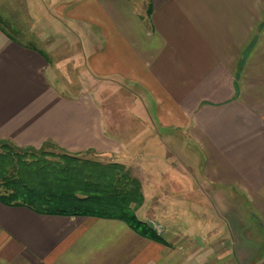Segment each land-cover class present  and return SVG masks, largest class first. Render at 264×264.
I'll return each instance as SVG.
<instances>
[{"label": "crops", "instance_id": "obj_1", "mask_svg": "<svg viewBox=\"0 0 264 264\" xmlns=\"http://www.w3.org/2000/svg\"><path fill=\"white\" fill-rule=\"evenodd\" d=\"M31 4L54 32L84 35L85 75L101 92H64L47 52L0 26V141L113 157L137 176L142 206L162 187L181 192L206 210L205 229L172 224L163 246L118 220L0 203V264H264V0Z\"/></svg>", "mask_w": 264, "mask_h": 264}, {"label": "rangeland", "instance_id": "obj_2", "mask_svg": "<svg viewBox=\"0 0 264 264\" xmlns=\"http://www.w3.org/2000/svg\"><path fill=\"white\" fill-rule=\"evenodd\" d=\"M141 1L146 5V0H139V2ZM39 13H41L40 10L38 12L37 9H33L31 0H0V26L5 32L18 41L35 46L36 48L47 52L50 65L54 70L53 81L55 85L61 87L64 92L70 91L72 93H76L79 90H84L87 85H89V92H101V87H98L99 85H95V87L92 86L89 78H87L85 75V65L83 58L81 57V42L83 41L82 39H84V35H79V37H76V35L65 30L61 32H54L50 26L47 25L49 21L45 22L41 20V15ZM44 26L46 27L45 30H43ZM116 89L117 88H115L114 92V101L115 103H118V92ZM121 95L124 96L123 93ZM127 95L128 97L125 99V103L130 101L132 94L127 93ZM99 98L100 95H97L96 100L99 102V106L102 109ZM133 103L134 102L131 101L127 107H131ZM128 118L132 121L134 120L129 115ZM128 130H126L127 136ZM147 130V128L135 127L130 131H133V137L140 138L147 134ZM128 138L131 139L129 136ZM12 154L23 157L16 158ZM87 154L88 153L82 155L75 154L74 156L70 155L69 153L67 154L55 147H50L49 145L39 149H22L12 144L0 141V155H2L3 158L8 157L10 160V166L6 162H0V168L4 170V175L6 176H11L20 180L22 178V183L26 188H39L40 184L38 181L42 182L43 177H40L39 180L38 178L32 177V172H36V170H39V168H41L39 174L48 172L45 175L52 177L50 173L55 172L59 178L61 176H63V178H67L65 179L66 182V180L69 179L67 176H70L68 171L72 167L79 169L81 175L86 173L89 175L92 173H98V166L106 167L107 165L112 164L121 165L117 159L113 157H108L105 155L93 156L90 153V155L86 156ZM64 155L72 157L73 161L69 163L68 160L62 159V156ZM19 160L22 161L23 167L22 170L18 172V169H20ZM89 164H96L98 166L90 167ZM122 166L125 168V170H127L124 165ZM127 171L130 177L138 179L134 174L131 175L133 172L131 173L129 170ZM72 172L75 171L72 170ZM59 173H61V175H59ZM47 179L50 180L51 178ZM54 185L56 186L59 184L55 183ZM0 191L2 193L5 192L3 189H0ZM168 191L169 190H166L165 187H162L161 193L158 194L160 199L157 201L155 208H150L149 203L146 204V207H144L145 204L143 206L141 205L142 209L144 208V210H140L139 216L146 217L149 220L150 226L161 237H165L166 227L170 228L172 224H174L177 230H182L181 228L185 227L189 230L187 232L192 233L194 230L199 231L200 229H205V225L202 224L205 221L198 220V215L201 211L206 210H204L203 207H193L187 201H183L181 192L171 193V191ZM9 193L10 191L7 192V194ZM76 195L78 196V194ZM171 203L175 207L171 208V206H167V204ZM151 210H153L156 215H149ZM166 212L167 215L173 213L172 218H169V216L166 218ZM206 213L207 215L205 220L210 222L207 225L206 230H213L215 226L216 229H218L219 224L213 221L211 218L212 216L208 212ZM161 214H163V217H160ZM219 227L221 228V226Z\"/></svg>", "mask_w": 264, "mask_h": 264}, {"label": "trees", "instance_id": "obj_3", "mask_svg": "<svg viewBox=\"0 0 264 264\" xmlns=\"http://www.w3.org/2000/svg\"><path fill=\"white\" fill-rule=\"evenodd\" d=\"M12 155L16 158L23 157ZM70 155L75 156V154ZM62 159L68 160L69 163L73 161L72 157L67 155L62 156ZM0 162H6L10 166L8 157L3 158L0 155ZM89 165L90 167L98 166L96 164ZM19 166L18 172L23 167L21 160H19ZM97 168H99L98 173L81 175L79 169L72 167L68 171L70 176H67L69 179L66 182L67 178H63V176L59 178L55 172L50 173L52 177L45 175L48 172L39 174L41 169L39 168L36 172H32V177L38 178V180L43 177L42 182L38 181L39 188H26L22 183V178L20 180L6 176L4 170L0 168V189L5 191L4 193L0 191V203L7 206L26 207L45 215L118 220L143 238L166 246L161 236L150 224L139 221L135 216V212L143 204L139 181L130 177L128 171L119 164L106 167L98 166ZM55 183L59 185L55 186ZM8 191H10L9 194H7Z\"/></svg>", "mask_w": 264, "mask_h": 264}]
</instances>
